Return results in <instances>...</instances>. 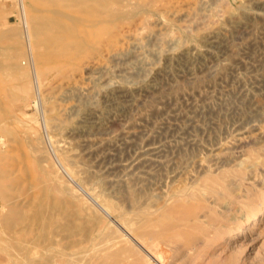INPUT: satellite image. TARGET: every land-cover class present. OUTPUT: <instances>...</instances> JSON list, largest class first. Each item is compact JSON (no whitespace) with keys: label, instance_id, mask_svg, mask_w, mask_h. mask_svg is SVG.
Masks as SVG:
<instances>
[{"label":"rangeland","instance_id":"obj_1","mask_svg":"<svg viewBox=\"0 0 264 264\" xmlns=\"http://www.w3.org/2000/svg\"><path fill=\"white\" fill-rule=\"evenodd\" d=\"M34 1L0 0V264H264V0L144 3L119 30L130 54H89L96 74L89 55L61 70L57 45L27 39ZM146 141L153 160L111 167ZM36 199L70 229L52 234L66 219L45 210L40 231Z\"/></svg>","mask_w":264,"mask_h":264},{"label":"bare ground","instance_id":"obj_2","mask_svg":"<svg viewBox=\"0 0 264 264\" xmlns=\"http://www.w3.org/2000/svg\"><path fill=\"white\" fill-rule=\"evenodd\" d=\"M146 2H143V0H43V1H34L36 6L38 5V3H41L40 4V7H41V10L40 9H37V10H34V9H31L30 10V15L28 14V18H27V22H26V25L24 30V34L26 35L27 39L30 41L32 37H35L37 39V42H36V45H40V44H44L46 46H44L45 48H48V45L47 44H54V45H57L58 46V50L60 51L59 53H56L57 55V58L58 60H60V63L57 64L58 65V68L59 69H69L71 66L74 67L73 65L79 61L80 59H84L83 57L85 55H89L91 54L92 56L94 55V52L95 53H101V50L105 49L107 50V58L109 57V60L110 59H116L117 63L120 61L119 58H122V56H126L128 54H130V47L133 48V46L131 45L130 49L128 48H123L121 46H118V43L120 42L121 37H126L125 35H127V33L125 34L124 31H119V30H122L123 28V24L130 18L131 19V16L136 14V10L140 9V6L142 4H148V3H151V4H148L149 6L150 5H153L154 2L157 3V0H144ZM159 1V0H158ZM164 1V0H163ZM165 2V1H164ZM163 2V3H164ZM199 2V1H198ZM22 3V2H21ZM204 3V1H203ZM161 4V3H160ZM39 6V5H38ZM156 7V6H154ZM159 7V6H158ZM22 8V7H20ZM26 8V7H25ZM145 8V6H144ZM147 7L146 6V11L147 10ZM23 9V8H22ZM143 9V7H142ZM28 10V8H27ZM160 10V9H158ZM24 12V11H23ZM26 12V11H25ZM144 12V11H142ZM141 12V13H142ZM158 13L160 11H157ZM174 12H176L174 10ZM27 13V12H26ZM162 13V12H160ZM171 13V12H170ZM22 14V13H21ZM20 14V15H21ZM145 14V13H144ZM189 14V13H188ZM130 15V16H129ZM157 15V14H156ZM160 15V14H159ZM171 15V14H170ZM173 15V14H172ZM253 15V14H252ZM162 16V15H161ZM175 16V15H174ZM188 16V15H187ZM137 17V15H136ZM140 17V16H139ZM145 17L147 18L148 16L145 15ZM160 18V16H158ZM163 17V16H162ZM161 17V18H162ZM21 18V17H20ZM149 18V17H148ZM147 18V19H148ZM158 18V19H159ZM129 19V20H130ZM136 19H139V18H136ZM141 19V18H140ZM143 19V18H142ZM19 20V19H18ZM157 20V19H155ZM136 21V20H135ZM145 21V20H144ZM156 22V21H155ZM154 22V23H155ZM135 23V22H134ZM137 23V22H136ZM159 23V22H158ZM162 23V22H161ZM22 24V23H21ZM132 25V24H131ZM147 25V24H146ZM162 25V24H161ZM164 25V24H163ZM24 26V25H23ZM128 26H129V23H128ZM160 26V25H159ZM166 26V25H165ZM182 27V25H181ZM184 27V26H183ZM126 28V27H125ZM169 28V27H168ZM168 28H163V29H166L168 30ZM185 28V27H184ZM135 28H133L132 31H134ZM163 29H160L163 30ZM127 31V29H125ZM129 30V29H128ZM164 30V31H166ZM172 30V29H170ZM132 31H129V32H132ZM136 31V30H135ZM169 31V30H168ZM128 32V31H127ZM128 32V34H130ZM163 32V31H162ZM123 34V36L120 37V34ZM151 33V32H150ZM150 33H147L146 35L150 34ZM153 33V32H152ZM156 33V31H155ZM158 33V32H157ZM2 34V33H1ZM0 34V35H1ZM146 35H143L144 37ZM165 35V32L163 33V36ZM130 36V35H128ZM150 36V35H149ZM148 36V37H149ZM155 36V35H154ZM158 36V35H157ZM156 36V37H157ZM167 36V35H166ZM130 37H133V36H130ZM137 37V36H136ZM162 37V36H161ZM169 37V36H167ZM123 38V40H125ZM143 39V37H141ZM147 37H145L144 40H146ZM150 38V37H149ZM158 38V37H157ZM164 38V37H163ZM175 38V37H174ZM131 39V38H130ZM141 39V40H142ZM148 39V38H147ZM159 39V38H158ZM173 39V38H172ZM35 40V39H34ZM134 40V38H133ZM138 39H135V42L137 41ZM140 40V39H139ZM138 40V41H139ZM140 40V41H141ZM153 40V39H152ZM168 40V39H167ZM171 40V39H170ZM174 40V39H173ZM126 41V40H125ZM130 41V40H129ZM177 41V39H176ZM128 42V41H127ZM175 42V41H174ZM129 43V42H128ZM127 43V44H128ZM137 43V42H136ZM135 43V44H136ZM35 44V43H34ZM121 44V43H120ZM130 44H131V41H130ZM129 44V45H130ZM132 44H134L132 42ZM41 46V45H40ZM124 46V45H123ZM136 46V45H135ZM55 48V49H56ZM53 49V48H52ZM56 49V50H57ZM54 50V49H53ZM100 51V52H99ZM57 52V51H56ZM49 53V52H48ZM52 53V52H50ZM49 53V55H50ZM55 51H53L52 54H54ZM93 53V54H92ZM104 53V52H103ZM95 55L97 56L98 60L100 59L98 57V55ZM46 55V53L44 54ZM91 55H89V59L91 60V58H93ZM48 57V55H46ZM45 56V57H46ZM95 56L92 60L95 59ZM56 56L53 55V58H55ZM49 58V57H48ZM52 58V59H53ZM104 58V57H103ZM12 59L14 58H11L10 60V68H13L14 70H16L18 67H16V63L15 61ZM46 58H44L45 60ZM51 59V58H49ZM48 59V60H49ZM51 59V60H52ZM88 58L87 59H84L85 61V65L86 66V69L87 71H89L90 73L92 74H96V73H104V70H106L108 67H106V63L104 64L103 61L100 62V60H94V61H88L89 60ZM119 59V61L117 60ZM47 60V59H46ZM50 60V61H51ZM123 60V59H122ZM121 60V61H122ZM2 61V60H1ZM5 61V60H4ZM7 62V61H6ZM88 62V63H87ZM81 63V61L79 62ZM87 63V65H86ZM116 63V62H115ZM19 64V63H17ZM82 64V63H81ZM263 64V63H262ZM31 65V64H30ZM50 65V63H49ZM52 65V63H51ZM50 65V66H51ZM76 65V64H75ZM78 65V64H77ZM80 65V64H79ZM55 66V63L54 65ZM83 66V67H84ZM20 67V66H19ZM49 68V67H48ZM127 68V66H126ZM45 69V68H44ZM78 69V68H77ZM84 69V68H83ZM19 70V69H18ZM55 70V69H54ZM73 70V69H72ZM108 70V69H107ZM69 71V70H68ZM79 71V70H78ZM86 71V70H85ZM109 71V70H108ZM73 72V71H72ZM71 73V72H70ZM79 73V72H78ZM65 74V73H64ZM89 74V73H88ZM27 75V74H26ZM75 76V74H73ZM78 75V74H77ZM82 75V74H81ZM80 75V76H81ZM66 76V75H65ZM90 76V75H89ZM100 76L102 77V75L100 74ZM123 76V75H122ZM19 77V76H18ZM73 77V76H72ZM76 77V76H75ZM69 78V77H68ZM94 78V77H93ZM127 78V77H126ZM67 79V78H66ZM72 79V78H69L68 79V82H70L69 80ZM97 79V78H96ZM73 80H74V77H73ZM126 80V79H125ZM39 81V80H38ZM94 81H95V78H94ZM127 81V80H126ZM125 81V82H126ZM259 81V80H258ZM68 82H66L65 80V84H67ZM106 82V81H105ZM128 82V81H127ZM19 83V82H18ZM27 83V82H26ZM41 84V82H39ZM71 83V82H70ZM80 83V82H79ZM117 83V82H116ZM124 83V82H123ZM119 84V83H118ZM130 85L132 84L131 82L129 83ZM64 85V84H63ZM114 85V84H113ZM123 85V84H122ZM66 86V85H65ZM105 86V85H104ZM116 86V89H117V85L115 84ZM121 86V85H120ZM124 86V85H123ZM114 87V86H113ZM4 87L1 88L0 86V89H3ZM29 88V87H28ZM68 89V91H71V90H74L73 93L71 94H74L75 91L76 93L77 92H81L83 89L87 90L86 88H84V86H81L80 84H70L69 87L67 86L66 87ZM90 88H93L90 86ZM89 88V89H90ZM123 88V91L125 90L126 91H129L131 89H133L131 87V89L129 88V86L125 85L124 87H121ZM135 88V87H134ZM252 88V87H251ZM8 89V88H7ZM6 89V90H7ZM11 91L14 92V94H18L19 92L25 94L27 92V87L22 83V86L21 84L18 85V84H15L14 86H12L11 88ZM95 89V87H94ZM101 92V86L100 88H98ZM253 89V88H252ZM104 90V89H103ZM10 91V90H9ZM90 91V90H89ZM91 91H93V89H91ZM90 91V92H91ZM96 91V90H95ZM121 91V92H123ZM65 92V91H64ZM98 92V90H97ZM8 93V92H7ZM88 93V92H87ZM94 93V92H93ZM53 94V92H52ZM66 93H64L65 95ZM68 94V92H67ZM91 94V93H90ZM86 95V94H85ZM94 95V94H92ZM19 97V96H18ZM75 97V96H74ZM81 97V96H80ZM87 98V97H86ZM38 102V101H37ZM45 102V101H44ZM205 102V101H204ZM47 103V102H46ZM45 103V104H46ZM91 103V102H90ZM89 104V102L87 103ZM63 105V104H62ZM76 108H79V106L77 105H67L63 108H61L62 110V115L63 114H67V112L71 113V111L75 110ZM81 108H83L81 106ZM80 108V109H81ZM201 109V108H200ZM61 110H60V113H61ZM78 111V110H77ZM76 111V112H77ZM192 111V110H191ZM75 112V111H74ZM73 113V112H72ZM195 114V113H194ZM195 116V115H194ZM190 119V118H189ZM191 120V119H190ZM195 122V121H194ZM192 123V122H191ZM198 123V122H197ZM148 133V132H147ZM261 134V133H259ZM127 135V134H126ZM145 135V134H144ZM238 136L236 137V140L237 142H241L244 135L242 132H239V134H237ZM125 136V135H123ZM128 136V135H127ZM126 137V136H125ZM129 137V136H128ZM150 137V135H149ZM127 138V137H126ZM132 138V137H130ZM146 138V136H145ZM123 139V137H122ZM130 140V139H129ZM147 140V139H146ZM0 141H1V138H0ZM133 142V141H132ZM147 142V141H146ZM150 142V141H149ZM149 142H147L146 144L145 143H142V144H145L143 146H141V150L138 151L135 156L133 155V157L131 159H128V160H123V162H121L118 158L119 161H114L113 164L111 165V167H119L121 168V171L122 170H129L131 168H135L137 169L135 166L138 164H140V162H144V163H147V161H149V159L151 160L152 158L150 157L152 154H154L158 148V145H154L152 144V142H150L151 144H149ZM55 143V142H54ZM125 143V142H124ZM2 144V143H1ZM67 144V143H66ZM127 144V143H126ZM131 144V143H130ZM129 143L127 145L131 146ZM135 144V143H134ZM161 146L163 143H160ZM125 145V144H123ZM139 145V144H137ZM240 145V144H239ZM68 146V145H67ZM136 146V144H135ZM64 147V145H63ZM66 147V146H65ZM116 148V146H114ZM164 147V146H163ZM138 148L140 149V147L138 146ZM225 148V147H224ZM223 148V149H224ZM229 148V147H228ZM226 148V149H228ZM53 149V147H52ZM56 149V148H55ZM120 149V148H119ZM136 150V149H134ZM162 150V149H161ZM117 151V150H116ZM116 151H115V154H116ZM118 152V151H117ZM120 152V151H119ZM160 152V151H158ZM157 152V154H158ZM156 154V153H155ZM156 154V155H157ZM150 155V156H149ZM155 156V155H154ZM153 157V156H152ZM157 157V156H155ZM219 157L216 156V159H218ZM222 158V157H221ZM219 158V159H221ZM116 159V158H115ZM121 159V158H120ZM154 159V158H153ZM152 159V160H153ZM159 159V158H158ZM113 161V160H112ZM137 165V166H138ZM141 165V164H140ZM110 167V168H111ZM134 169V170H135ZM119 171V170H118ZM120 172V171H119ZM124 172V171H123ZM121 172V173H123ZM127 174V173H125ZM129 174V173H128ZM113 176V175H112ZM115 176V175H114ZM108 178V176H107ZM117 178V176H116ZM119 178V177H118ZM123 179V178H122ZM93 180V179H92ZM97 180V179H95ZM109 180V178H108ZM114 181V179H112ZM117 180V179H116ZM111 181V180H110ZM112 181V182H113ZM119 181V180H118ZM123 181H126V180H123ZM116 182V181H115ZM98 183V182H97ZM118 183V182H117ZM38 184V183H37ZM60 184V183H59ZM84 184V183H83ZM43 185V184H42ZM90 185V184H89ZM86 186V185H85ZM91 186V185H90ZM86 188V187H85ZM89 188V187H88ZM35 196V195H34ZM40 196V195H39ZM92 197V196H91ZM41 198V196H40ZM39 199V198H38ZM36 199V200H38ZM33 200V199H32ZM98 201V200H97ZM31 203V202H29ZM36 203V202H35ZM62 204V202H61ZM64 204V203H63ZM62 204V205H63ZM95 204H97L95 202ZM64 206V205H63ZM66 207V206H65ZM67 208V207H66ZM65 208H63L60 204L56 203V202H51L49 204H45V203H42L38 200V202L36 203V207H35V218H36V222H37V228L40 230V231H45L46 228H47V224L48 222L50 223H56L57 222V217L54 213H56L57 215H60V214H63V216H65V219L66 221H64V223H62L61 227H53V229H51V233L54 234V235H57L60 231H66V230H69L71 225L73 224L72 223V220H69L68 219V216L69 214H65ZM104 209L107 210L106 207H104ZM51 211V215L49 217V221L47 222L46 220V217L48 216H45L44 215V211ZM68 210V208L66 209ZM77 210V209H76ZM45 211V212H46ZM79 211V210H78ZM76 213V212H75ZM116 215H119V214H116ZM76 216H77V213H76ZM81 216V215H80ZM79 216V217H80ZM114 217V216H113ZM19 218V217H18ZM34 218V219H35ZM33 219V220H34ZM23 220V218H22ZM119 220V219H117ZM121 220V219H120ZM30 221V220H29ZM35 222V221H34ZM169 222V221H168ZM32 223V222H30ZM127 223V222H126ZM27 224V223H26ZM34 224V223H33ZM121 224V223H120ZM12 225V223L10 224ZM23 226V225H22ZM32 226V225H31ZM30 226V227H31ZM57 226V225H56ZM32 228V227H31ZM50 228V227H49ZM30 229V228H29ZM124 230H127V229H124ZM41 233V232H40ZM46 233V232H45ZM87 233V232H86ZM92 233V232H91ZM43 234V233H42ZM61 233L60 232V235L61 236ZM89 234V233H88ZM45 235V234H44ZM86 235V234H85ZM91 235V234H90ZM96 235V234H95ZM87 236V235H86ZM44 236L43 235H40L38 236V240L42 241L44 239V241L50 239V237H45L43 238ZM54 237V236H53ZM85 237V236H84ZM88 237V236H87ZM92 237V236H91ZM52 239H50V241L52 242ZM86 239V238H84ZM99 239V238H98ZM29 240V239H28ZM27 242H30L28 241ZM36 240V239H35ZM27 248V247H26ZM51 248V247H50ZM30 249V248H29ZM48 249V248H47ZM46 249V250H47ZM25 250V249H24ZM28 251V250H27ZM43 251V250H42ZM47 252V251H46ZM45 254V253H44ZM38 255V254H37ZM58 256V255H57ZM26 257V256H25ZM42 257V256H41ZM44 257V256H43ZM55 257V256H54ZM53 257V258H54ZM27 258V257H26ZM36 258V257H35ZM28 259V258H27ZM26 259V260H27ZM31 259V258H30ZM45 260L47 259V256L44 258ZM29 260V259H28ZM53 260V259H52ZM46 262H49L50 261H46ZM43 263H45L43 261ZM42 263V264H43ZM47 263V264H49ZM41 264V263H39Z\"/></svg>","mask_w":264,"mask_h":264}]
</instances>
